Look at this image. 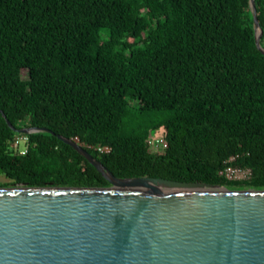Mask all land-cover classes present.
Listing matches in <instances>:
<instances>
[{
    "label": "trees",
    "instance_id": "trees-1",
    "mask_svg": "<svg viewBox=\"0 0 264 264\" xmlns=\"http://www.w3.org/2000/svg\"><path fill=\"white\" fill-rule=\"evenodd\" d=\"M254 4L264 50V0ZM0 111V188L109 187L60 135L117 178L264 189L249 0H0ZM229 166L251 175L219 174Z\"/></svg>",
    "mask_w": 264,
    "mask_h": 264
},
{
    "label": "water",
    "instance_id": "water-1",
    "mask_svg": "<svg viewBox=\"0 0 264 264\" xmlns=\"http://www.w3.org/2000/svg\"><path fill=\"white\" fill-rule=\"evenodd\" d=\"M55 136L110 186L1 187L0 264H264V189L117 178L79 143Z\"/></svg>",
    "mask_w": 264,
    "mask_h": 264
},
{
    "label": "built area",
    "instance_id": "built-area-1",
    "mask_svg": "<svg viewBox=\"0 0 264 264\" xmlns=\"http://www.w3.org/2000/svg\"><path fill=\"white\" fill-rule=\"evenodd\" d=\"M20 141L22 140L17 139L15 144L18 145ZM147 144L153 153L163 152L167 148V143L161 134L152 133L148 137ZM96 150L100 153L110 152L109 147H98ZM24 151L22 150L21 154H23ZM230 160H233V158H231ZM219 174L225 176L228 179H232V180H245L249 178L251 175L249 170L240 169L237 167H230V166L226 167L223 171L219 172Z\"/></svg>",
    "mask_w": 264,
    "mask_h": 264
},
{
    "label": "rangeland",
    "instance_id": "rangeland-1",
    "mask_svg": "<svg viewBox=\"0 0 264 264\" xmlns=\"http://www.w3.org/2000/svg\"><path fill=\"white\" fill-rule=\"evenodd\" d=\"M23 150V149H22ZM24 151V150H23ZM0 182L1 183H6V182H8V179H6L5 177H3V176H1L0 175Z\"/></svg>",
    "mask_w": 264,
    "mask_h": 264
},
{
    "label": "flooded vegetation",
    "instance_id": "flooded-vegetation-1",
    "mask_svg": "<svg viewBox=\"0 0 264 264\" xmlns=\"http://www.w3.org/2000/svg\"><path fill=\"white\" fill-rule=\"evenodd\" d=\"M110 185V184H109Z\"/></svg>",
    "mask_w": 264,
    "mask_h": 264
}]
</instances>
